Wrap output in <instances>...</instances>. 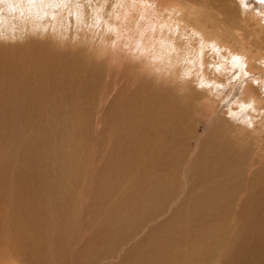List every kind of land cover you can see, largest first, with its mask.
I'll use <instances>...</instances> for the list:
<instances>
[{"label": "bare ground", "instance_id": "6f19581e", "mask_svg": "<svg viewBox=\"0 0 264 264\" xmlns=\"http://www.w3.org/2000/svg\"><path fill=\"white\" fill-rule=\"evenodd\" d=\"M36 53L39 54L37 59L32 56ZM6 56L19 61V67L14 68V63L9 61V67L3 70L1 60L8 59ZM0 64L3 74L0 76V106L6 108L8 114H14V121L19 117L32 119V108L45 104L47 111L42 115L44 122L40 126V130L46 132L47 129L44 146L54 142L55 132L71 134L69 126L62 122L72 125L68 107L73 105L70 99L55 96L57 87L60 93L72 92L81 89L82 84L96 83L95 69L101 74L99 81L116 76L112 83L114 91L119 89V84L123 85V80L131 87L125 88L130 99L114 138L116 154L106 159L102 167L104 172L108 171L106 178L112 189L109 198L117 194L114 198L118 199L109 209V214L117 217L113 224L116 230L106 229H111V239L97 255L101 262L111 264L119 259V264H177V258L183 254L181 257L186 264H196L199 252L207 250L215 239L211 230L206 232L204 228L214 222L218 203L223 207L230 205L238 185L244 180L243 167L247 165L251 170L256 165L248 153L263 157L258 162L260 166L253 170L254 179L261 175V182L250 186V178L244 180L246 188L241 193L247 197L245 201L250 202L249 215L255 216V226L239 228L241 234L264 233V192L254 191L264 188V0H0ZM33 64L53 72L41 75ZM77 79L78 82H72ZM212 85L219 98L215 95L211 98V94L205 96ZM147 88L154 92L150 98L145 95L150 91L145 90ZM162 93H168L169 97L161 100L158 107L171 109L167 118H173L172 121L160 110L158 116L148 112L154 104L149 102ZM222 100H225L224 108L228 107L224 114L219 110L218 102ZM59 104L66 107L62 110ZM140 109L148 115L143 122L132 118ZM189 117H195L194 122L200 118L201 123H206V129L197 136L198 157L187 163L192 168L200 158L204 164L217 157L220 162L224 160L228 176L224 173L225 178L219 181L215 177L212 182L215 174L206 177L199 172L198 179H203V183L195 182L194 192L201 196L205 188L209 191L189 202L186 209L196 208L181 221L177 219L180 226L174 232L177 235L157 241L158 234L148 252L144 249L141 255L131 257V243H128L126 223L121 217L129 214L130 223L138 233L134 222L147 212L149 201L172 200L175 179L173 175H166L159 163L171 161L173 150L182 155L181 148H176L174 143L176 137L178 140L196 137L194 122H186L179 128L177 121ZM165 120L169 123L162 127ZM56 124L62 128L54 129ZM178 128L177 135H172ZM150 137L154 141L150 142ZM241 137L248 139L250 145L239 146L236 141ZM224 138L230 139L229 149H224L217 141ZM211 143L216 148L209 150ZM57 150L70 154L65 146ZM79 150L84 156L83 148ZM117 150L121 153L117 154ZM44 157L28 164L24 171L26 178L33 180L31 173L38 172L40 161L44 162L42 172H46L51 168L47 162L52 159L55 163L58 158L50 150ZM59 162L68 172L70 156ZM122 165H125L124 170L120 168ZM135 170L142 176L131 175ZM153 170L157 174L149 175ZM208 170H213L211 165ZM66 178L68 173L59 177ZM102 190H98L97 197L103 196L99 193ZM183 194L189 193L182 191L181 196ZM250 195L256 202L252 203ZM130 201L135 202L128 207ZM161 205L166 204L162 201ZM186 209L178 210L170 205L169 219L185 215ZM180 231L186 233H181L183 239L178 241ZM257 251L259 249H254L255 257L250 256L253 252L248 248L245 251L242 246L236 254L247 256L242 258L235 254L233 260L260 264ZM260 252L264 250L261 248Z\"/></svg>", "mask_w": 264, "mask_h": 264}, {"label": "rangeland", "instance_id": "374dc122", "mask_svg": "<svg viewBox=\"0 0 264 264\" xmlns=\"http://www.w3.org/2000/svg\"><path fill=\"white\" fill-rule=\"evenodd\" d=\"M12 43L18 45L21 42ZM32 56L37 59L39 54L36 53ZM3 57L5 56L1 58ZM6 57L8 59L1 60L3 70L9 67V61L14 63L12 65L14 68L19 67L17 65L19 61L13 60V56ZM63 60L65 61V57H63ZM34 66L41 75L53 72L50 68L48 70ZM94 71L96 83L82 84L81 89L76 88L72 92L66 90L60 93L57 87L55 96L57 94L61 99H70V105H73L71 106L72 108L68 107L71 112L72 125H69L67 121L62 122L66 127L69 126L68 129L71 134L66 135L64 132H55L54 135L57 137L54 142L47 144L48 146H44L46 141L43 137L47 133V129L46 132L40 130V126L44 122L42 115L47 111L45 104L32 108V119L19 117L16 121L12 117L14 114H8L6 108L0 106V264H108L103 262L104 260L101 262L97 255L106 248L108 240L111 239L109 234L111 229L107 231L106 229L112 227L114 232L116 230V226L113 224L117 222V217L111 216L109 209L118 198H114L117 194H114L113 198H109L112 189L106 178L108 171L104 172L102 167L105 166L106 162L104 161L106 159L108 160L110 156L116 154L114 152V138L118 133L117 130L120 127V123H123L124 114L127 111L126 104H128L130 99L127 89L131 87L127 85L126 80H123V85L119 84V89L114 91L112 83L116 76L104 77V81H99L98 77L101 74L97 69ZM1 75L3 74L0 72ZM72 82H78V79L72 80ZM13 87H10V89H13ZM210 89L211 91L206 93L205 96L211 94V98L214 95V97L219 98L220 95L216 93L213 85ZM145 90H150L145 92L146 98L154 95L152 89L147 88ZM201 92L204 93L203 91ZM167 97H169L168 93H162L150 101L149 103L154 104L148 112L158 116V110H160L167 120L172 121L174 120L173 118H167L171 109H160L158 107L159 102ZM224 101L218 102L220 114H224L228 110V107L224 108L222 104ZM237 101L236 99L235 102ZM64 104L66 105L67 103ZM168 104L171 105V101ZM59 105L62 110L63 107H66L63 104ZM138 111L139 113H135L132 118L143 122L148 115L143 109ZM167 120L161 124L162 127H165L167 122L169 123ZM194 120L195 117H189L179 119L177 122L180 128L184 123H192ZM204 123H201L199 118L192 124V127L195 128L196 139L187 140L181 137L178 140V137H176L178 141L175 139L174 143L176 148H181L182 155H180L178 150H173L171 151V161L161 160L159 163L163 172L166 175H173L175 179L172 200H162L166 204L165 206L161 205L162 201H149L150 206L147 212L142 213L140 219L134 222L139 234L134 231L130 223L129 214H124L121 217V220L126 223V235L129 237L128 243H131L129 252L134 255L131 257L136 258L137 255H141L144 249L148 252L151 242L154 241L158 234L157 241H165L166 237L177 235V233H174L180 227L177 219L181 221L187 217L189 212H193L196 208V206H193L186 209L189 202L205 196L208 193L207 191H209L208 188H205L204 194L201 196L194 192V183H203V179H198L199 172H202L206 177L215 174L216 176H212V182L215 177L219 181L225 178L224 173H227L228 176V169L224 171V160L220 162L217 157L208 159L209 161L204 164H202L200 158L194 163L192 168L188 164L190 162L189 159L199 155L198 151H196L198 147L197 136L201 130L206 129ZM58 128H62V125H54V129ZM179 128L172 135L176 136ZM168 130L170 131V129ZM50 132L54 133V131ZM152 141L154 139L150 137V142ZM217 141L224 149L230 148L231 142L229 138ZM236 143L239 146L250 145V141L245 137L237 139ZM63 146L66 147V151L68 149L70 154L64 153L62 150L63 154L57 150ZM214 148H216L215 144L211 143L209 150ZM79 149L82 150L81 153H85L84 156L79 153ZM49 150L51 154L57 155L56 162L53 163L52 159L50 162L48 161L47 164L51 168L46 172H42L44 162L40 161L42 165L38 172L31 173L33 180L26 178L24 171L28 168V164L30 165L36 161L34 160L35 158H45L44 155ZM119 153L121 151L117 150V154ZM248 155L250 160H255L256 165L251 170L248 169L247 165L243 167L245 171L244 180L250 178V186H255L261 182V175L254 179L253 170L260 166L258 162L263 157L257 158L251 156L250 153ZM69 156L71 162L69 169L66 166L67 172L61 166L59 160L63 161L64 157L67 158ZM81 157L83 158L80 159ZM79 162L81 163L79 164ZM210 165L213 170H208ZM124 167L125 165H122L120 168L124 170ZM62 173L63 176H67L68 173V178L59 179ZM138 174L140 172L135 170L131 175L136 176ZM156 174V170L149 173V175L154 176ZM38 176H45L46 178L44 180ZM39 180L43 181L39 183ZM244 180L238 185L237 194L232 197L230 205L223 207L221 202L218 203L219 211L217 216L214 217V222L204 228L206 232L210 229L215 239L208 249L204 250L205 252H199L198 259L194 258L196 264H241L242 262L243 264H249V261L238 262L237 260V263L233 260L235 254L239 248L241 250L242 246H244L245 251L247 248L251 250L253 254L250 256L254 257V249H259L257 251V261H260V264H264L259 258L262 256L261 259L264 260V252H260L261 248L264 250V233L257 234L252 231L240 233V226H255V216L249 215L251 210L250 202L245 201L247 197L241 193L246 188ZM43 185L46 186V189L43 188ZM101 188L103 190L99 193H103V196L97 197L96 194ZM182 191H188L189 194L181 196ZM254 191L262 193L264 188H256ZM250 197L252 198V203L256 202L254 196L250 195ZM143 201L146 202L148 200ZM134 202H128V207ZM172 204L178 210L186 209L183 211L186 214L175 219H169L168 207ZM245 204L246 209H244ZM223 225H225V228L222 229ZM181 233L185 234L186 231H180L178 241L183 239V234ZM141 238L144 240L143 244ZM165 246L168 245L165 244ZM182 255L177 258V264H186L181 257ZM239 256L243 258L247 254ZM118 260L111 264H119Z\"/></svg>", "mask_w": 264, "mask_h": 264}]
</instances>
